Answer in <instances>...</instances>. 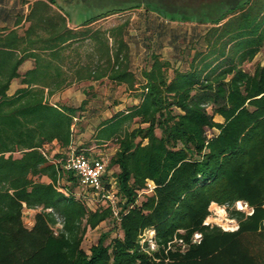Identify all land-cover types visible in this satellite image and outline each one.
I'll list each match as a JSON object with an SVG mask.
<instances>
[{
  "label": "trees",
  "instance_id": "16d2710c",
  "mask_svg": "<svg viewBox=\"0 0 264 264\" xmlns=\"http://www.w3.org/2000/svg\"><path fill=\"white\" fill-rule=\"evenodd\" d=\"M85 5L91 14L71 25L59 0H0V264H264V62L244 67L264 45V0L195 26L185 47L153 5ZM139 7V25L127 15L101 23ZM165 39L174 55L161 51ZM133 41L145 45L140 65ZM94 81L124 87L134 102L103 117L93 88L78 105L54 99ZM87 127L98 144H117L108 163L87 139L72 145ZM73 153L108 164L118 215L103 192L85 186L95 207L76 194L84 185L63 163ZM212 203L239 228L206 223ZM25 209L37 210L32 227ZM108 219L121 235L102 232L87 251L88 229Z\"/></svg>",
  "mask_w": 264,
  "mask_h": 264
},
{
  "label": "rangeland",
  "instance_id": "374dc122",
  "mask_svg": "<svg viewBox=\"0 0 264 264\" xmlns=\"http://www.w3.org/2000/svg\"><path fill=\"white\" fill-rule=\"evenodd\" d=\"M61 3L64 4L65 10L69 13L70 15V20H71V25H75L76 23L82 21L86 17H88L91 13V6L85 5V3H76L73 2V0H59ZM238 5L237 3H226V4H220V5H200V4H193V5H187V4H178V5H173V4H161V5H153L155 9H157L160 12H169L170 14H167L165 27L167 29V33L170 36H175L179 35L181 36L180 43L183 47L187 46V42L185 40V37L187 39H190V35L192 30H194V27L198 26L201 28H205L206 26L210 25V20L216 19L220 17L223 13L231 9L233 6ZM177 10H182L186 11L187 15H183L180 17L176 12ZM92 11V10H91ZM145 11V7H139L130 11H126L123 13H116L111 16H108L105 20H102L101 23L104 25H111L116 22H118L123 15L130 16L132 21L135 22V24L139 25L140 20V13ZM192 11H206L207 15H203L204 17L200 18H194L192 17L191 13ZM210 12L211 14L209 15ZM93 13V12H92ZM172 15V16H171ZM195 16V15H193ZM175 18L174 20H170L171 18ZM207 20L208 22L205 23H200L201 21ZM224 21V20H223ZM222 21V22H223ZM135 33V30H132ZM171 38V37H170ZM142 41V40H141ZM185 41V42H184ZM142 46H145L144 43L140 42ZM140 44L136 42H132V48L137 55L134 57V61H136L139 65L142 64V56H140L141 51L140 49L141 46ZM161 51L163 52L164 55L170 56L174 55L176 52V48L174 45H172L169 41V39H165L163 43V47H161ZM264 62V45L262 46L261 51L258 53V55L255 57V59L252 62H249L245 64V69L249 71H253L254 67L259 64ZM21 71H24L23 69ZM20 79H15L12 88L14 89L17 85H19ZM98 85V90H96V86L92 85L86 86V88L89 87V89H94L96 91H99L101 95L98 96V98H94L93 102H95V105L98 107L104 106L105 110L103 112V117L109 116L110 114L114 113L115 110L123 109L127 105L131 104L134 102V99L132 97H129L127 93L124 91V87H110V83L108 81H104L102 83L97 84ZM85 87V86H84ZM73 93L69 96L76 97L77 94H80V91L78 88H75L72 90ZM71 91V92H72ZM69 92V93H71ZM114 95V98H109L110 94ZM67 97L68 94H65ZM103 96L104 99L103 101L101 100V97ZM54 99H58V95L54 97ZM116 100V101H114ZM103 103L102 106H100ZM216 120L218 121H223V118L221 116L216 115L215 116ZM97 122V119L95 120ZM88 130H85L83 133V136L86 137V139L89 141V150L93 153H99L105 160L106 163L109 162L110 158L114 155V153L117 150V144L113 141H108L104 145H100L97 143L95 138L90 134V127ZM93 128V127H92ZM91 128V129H92ZM132 128V127H131ZM217 132L218 130L215 129ZM53 149V148H52ZM108 165V164H107ZM118 170L117 166H112L110 167L109 174L112 175L114 172ZM63 182V181H62ZM64 182H66L64 180ZM76 194L79 196H83L88 205L91 207H95V203L97 201L96 195L92 193L87 187H80L77 186L75 188ZM95 195V196H94ZM240 202L242 207L240 206ZM236 203V206L238 208H241L245 211H247L248 214L253 213V208L248 205V203L244 201H240ZM211 214L207 217L206 221L214 224V225H219L221 226L224 230L228 231H234L239 228L238 221L236 219L230 218L228 215V212L224 209V207L218 205L217 203H212L211 207ZM37 210L34 209H25L24 210V222L28 227H32L35 223V214ZM264 224V220H263ZM105 231H111V237L116 236V235H121V230L118 229L117 223L115 222L114 219H108L106 221H103L99 226H97L94 229H88L84 241L82 243V246L89 251L90 247L92 244L96 243L98 241V238L100 237L102 232ZM153 235V232H150L149 230L145 234V238H151ZM195 239H199L198 235H195ZM252 239L259 240V236L253 235ZM145 240V239H143Z\"/></svg>",
  "mask_w": 264,
  "mask_h": 264
},
{
  "label": "built area",
  "instance_id": "2783aa9c",
  "mask_svg": "<svg viewBox=\"0 0 264 264\" xmlns=\"http://www.w3.org/2000/svg\"><path fill=\"white\" fill-rule=\"evenodd\" d=\"M209 135H211L210 131ZM63 163L67 169L74 171L80 177L82 185L92 187L98 194L103 192L102 198H106L112 203L115 214L118 215L115 194L113 192H105L103 176L106 172L107 164L102 159L90 157L85 153H73L68 155ZM154 187V183L150 181L146 191H151ZM206 223L209 222L206 221ZM196 235L200 237L199 233Z\"/></svg>",
  "mask_w": 264,
  "mask_h": 264
},
{
  "label": "flooded vegetation",
  "instance_id": "af4514ba",
  "mask_svg": "<svg viewBox=\"0 0 264 264\" xmlns=\"http://www.w3.org/2000/svg\"><path fill=\"white\" fill-rule=\"evenodd\" d=\"M247 0H73V2L76 3H85V2H103V3H124V4H141V5H161V4H187V5H193V4H200V5H220V4H226V3H237L242 4L245 3ZM234 7V6H233ZM176 14H178L180 17L183 15H187V12L182 10H177ZM164 12V11H163ZM166 14H170L169 12L165 11ZM192 14V17H204L203 15H207L206 11H192L188 12ZM209 15L211 14L208 12ZM195 15V16H193ZM172 16V15H171Z\"/></svg>",
  "mask_w": 264,
  "mask_h": 264
},
{
  "label": "crops",
  "instance_id": "0c3cea01",
  "mask_svg": "<svg viewBox=\"0 0 264 264\" xmlns=\"http://www.w3.org/2000/svg\"><path fill=\"white\" fill-rule=\"evenodd\" d=\"M82 21L76 23L75 25H78ZM32 65H33V60H27L26 62H24L22 64L21 70L23 69L25 71V70L29 69L30 67H32ZM14 81H13V83H14ZM13 83H12V86H13ZM99 83H101V82L100 81H94V82H82V83H79V84H75V85L69 87L68 89H66L63 93L58 94V99L57 100H60L63 103H70V104L78 105L86 97L85 92H86L87 89H89V87L86 88V86H90L91 87L92 85H95L96 86L95 89L98 90V85L97 84H99ZM12 86H11V89H10V93H13L18 87H20L22 85L19 83V85H17L14 89L12 88ZM75 88H78V90L80 91V94H77L76 97L69 96V95H71L73 93L72 90H74ZM69 92H71V93H69ZM65 94H68V96L66 97ZM85 139H86V137L83 136V133H78V135L75 136L72 145L73 146L74 145H79L82 142H84ZM55 149L58 150L59 147H57Z\"/></svg>",
  "mask_w": 264,
  "mask_h": 264
},
{
  "label": "bare ground",
  "instance_id": "6f19581e",
  "mask_svg": "<svg viewBox=\"0 0 264 264\" xmlns=\"http://www.w3.org/2000/svg\"><path fill=\"white\" fill-rule=\"evenodd\" d=\"M239 202H240V201H239ZM240 206L242 207L241 202H240Z\"/></svg>",
  "mask_w": 264,
  "mask_h": 264
}]
</instances>
